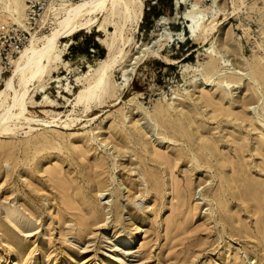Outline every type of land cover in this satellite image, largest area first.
Segmentation results:
<instances>
[{"label":"rangeland","instance_id":"374dc122","mask_svg":"<svg viewBox=\"0 0 264 264\" xmlns=\"http://www.w3.org/2000/svg\"><path fill=\"white\" fill-rule=\"evenodd\" d=\"M141 1L109 93L76 103L114 32L101 16L58 44L26 99L35 124L0 133V264H264V38L248 31L264 0H198L205 24L217 13L206 43L194 0ZM13 70L0 63V90Z\"/></svg>","mask_w":264,"mask_h":264},{"label":"bare ground","instance_id":"6f19581e","mask_svg":"<svg viewBox=\"0 0 264 264\" xmlns=\"http://www.w3.org/2000/svg\"><path fill=\"white\" fill-rule=\"evenodd\" d=\"M216 1L214 0V2ZM192 2L191 8L193 10L185 14L189 31L193 38L201 35L202 41L206 43L215 30L216 23L214 19L217 13L212 11L213 19L208 24H205L208 21L210 12H206L208 9L201 10L198 0ZM142 8L141 0H81L75 5L67 0H61L57 6L51 5L46 13V18H48V15L49 17L53 16L55 19L54 27L48 34L39 37L35 35L32 38L18 59L13 62V75L6 80L5 88L0 90V133H12L17 128H22L23 126L31 128V124H35V119L29 117V115L27 116L26 99L35 83L40 82L46 74L58 44L61 43V40L69 39L77 32L92 28L98 23L100 17L104 16L107 23L114 26L112 38L106 47L107 55L94 68L92 79L88 85L76 96V103H81L86 108H89L91 103L100 101L105 94L110 92V74L117 62L124 57V46L132 40L131 37L125 39V27L127 23L132 22L134 19H141ZM24 11V0H6V3L0 6V24L7 23L6 20H11L10 23L22 25ZM2 13L6 14V18L2 17ZM220 43L226 51L231 49L229 42L225 38H222ZM152 53L157 54L158 52ZM215 56H217L219 61L227 65L223 54L220 55V52H218ZM132 71L133 67L125 69V72L128 73L127 81L130 79ZM66 125L68 124L66 123ZM2 206L10 223L22 229L34 227L33 221L26 217L14 203H3ZM66 206L68 210L72 209L68 205ZM90 225L91 223L86 221L80 228L84 231L85 227ZM117 235L118 239L122 241L115 245L119 251L124 252L128 249L127 245L131 237L118 233ZM127 251L129 252L130 250Z\"/></svg>","mask_w":264,"mask_h":264},{"label":"built area","instance_id":"2783aa9c","mask_svg":"<svg viewBox=\"0 0 264 264\" xmlns=\"http://www.w3.org/2000/svg\"><path fill=\"white\" fill-rule=\"evenodd\" d=\"M61 0H24L25 11L22 25L15 23L0 24V63L12 66L21 52L29 45L32 38L38 35L47 25L46 13L51 5H58ZM51 23V20L48 19ZM47 20V22H48ZM251 34V47L256 48L258 40L264 38V12L259 20L248 23ZM247 38L248 39H250Z\"/></svg>","mask_w":264,"mask_h":264},{"label":"trees","instance_id":"16d2710c","mask_svg":"<svg viewBox=\"0 0 264 264\" xmlns=\"http://www.w3.org/2000/svg\"><path fill=\"white\" fill-rule=\"evenodd\" d=\"M157 6H160V7L163 6V2H162V0H159V1H158V5H157ZM153 8H156V7L153 6ZM170 12H171V11H170ZM161 14H163L161 11H159L158 13H156L157 18L160 17Z\"/></svg>","mask_w":264,"mask_h":264}]
</instances>
